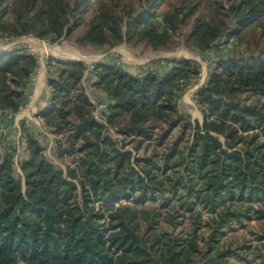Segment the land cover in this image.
I'll use <instances>...</instances> for the list:
<instances>
[{
	"label": "trees",
	"instance_id": "16d2710c",
	"mask_svg": "<svg viewBox=\"0 0 264 264\" xmlns=\"http://www.w3.org/2000/svg\"><path fill=\"white\" fill-rule=\"evenodd\" d=\"M263 17L264 0H0V37L175 50L191 21L181 43L203 52ZM167 61L133 74L108 60L87 74L84 61L54 60L39 113L56 159L35 124L18 165L0 135V264H264V42L212 62L194 95L203 122L181 109L200 62ZM38 66L20 48L0 52V111L28 101Z\"/></svg>",
	"mask_w": 264,
	"mask_h": 264
},
{
	"label": "rangeland",
	"instance_id": "374dc122",
	"mask_svg": "<svg viewBox=\"0 0 264 264\" xmlns=\"http://www.w3.org/2000/svg\"><path fill=\"white\" fill-rule=\"evenodd\" d=\"M167 1H169L170 3L171 2L175 3L177 0H167ZM203 6L204 5H202L201 7ZM84 28H85V24L81 23L75 30V35L81 34ZM191 28H192V22L190 21V23L187 24L185 27H183L181 31L176 33L177 39L180 40V46L175 50H155L150 45L143 42L123 43L109 50L83 48L78 46L73 40L66 38H61L56 42H50L47 40V42L51 46L46 45L40 47L43 51L46 50L49 51L50 49H52V52L54 54L53 57L54 60L84 61L85 63H87V65L88 62L98 59L104 53H108L106 56H103L101 59H99L97 63L108 60H112V61L120 60L122 62L123 67L133 74H140L142 70L148 68H155L159 71H162L164 69V65L169 64L167 61L168 58H172V57L194 58L198 60L201 64V77L197 83L193 82V84H190L188 90L185 92L181 100V109L190 115L192 122H195L196 120L202 122L203 114L194 100L196 89L202 86L203 84H205L207 77L210 73L212 62L217 60L220 56L228 55L229 53H231V50L235 49L237 46L239 48L246 47L248 51H252V50H256L257 48L263 45L264 17L263 19H261V21L252 24L246 29L242 41L240 40L238 41L236 36L231 35L228 38H226L220 45L203 52L190 50L181 43L182 42L181 40L183 38L182 31L187 33L191 30ZM230 40H232L234 43L233 48L229 46L228 42ZM14 42L18 46L24 44L23 42H21V40H14ZM71 52L77 53L79 54V56H77L76 58L71 57L72 56ZM152 60L155 61L153 63H150V61ZM47 154L51 158L56 159V155H54V149H52L51 151H47ZM59 162H61V160ZM60 165L62 166V164ZM18 171H20L19 168ZM238 228L239 227L237 226L236 230ZM236 230L229 228L227 229V232L229 234H233L236 232Z\"/></svg>",
	"mask_w": 264,
	"mask_h": 264
},
{
	"label": "built area",
	"instance_id": "2783aa9c",
	"mask_svg": "<svg viewBox=\"0 0 264 264\" xmlns=\"http://www.w3.org/2000/svg\"><path fill=\"white\" fill-rule=\"evenodd\" d=\"M158 19L160 21L163 20L161 16H158ZM14 40H21V42H23L24 44L18 46L15 44L16 41L14 42ZM228 43L231 48L234 47V43L232 40H230ZM42 44L51 46L47 42V39L37 38L31 34L24 35L23 37L20 36V37H15V38H9L5 36V37H0V52L17 47V48H20L25 54L38 56L39 66L37 67L36 73L32 78V84L34 85L38 83L39 81V75H40V70L42 66L45 67V69L48 72L54 69V66H53L54 54L52 52V49H50L49 51L48 50L43 51L40 47V45ZM107 54L108 53H104L98 59L88 62L87 74L88 72L94 71L96 69L97 61L101 59L103 56H106ZM114 63L117 65L122 64L120 60L114 61ZM94 91H95L94 86H91L88 88V94L90 95L92 102L96 106L95 116L99 120L105 121L104 117L102 116V112L106 110L107 102L99 98L97 95H95L93 93ZM33 100H34V94L32 92L28 94V101L24 105L20 106L17 112L10 111V110L0 111V117L2 118V120H0V135L2 138V143H6L9 141H13L15 143L16 165H18L19 157L23 154L22 137H23L24 127H28V126H31L32 124H35L41 129L43 136H44V143L47 145V151H51L55 144L56 136L54 133H52L51 131L47 130L44 127L43 116L39 112L33 111ZM10 151H13V149L11 148ZM55 161L58 162L59 164H62V166L65 168L64 163H61L57 160Z\"/></svg>",
	"mask_w": 264,
	"mask_h": 264
},
{
	"label": "crops",
	"instance_id": "0c3cea01",
	"mask_svg": "<svg viewBox=\"0 0 264 264\" xmlns=\"http://www.w3.org/2000/svg\"><path fill=\"white\" fill-rule=\"evenodd\" d=\"M32 92L34 94L33 111L39 112L50 107L52 93L48 87V71L43 66L40 70L39 81L33 85Z\"/></svg>",
	"mask_w": 264,
	"mask_h": 264
},
{
	"label": "bare ground",
	"instance_id": "6f19581e",
	"mask_svg": "<svg viewBox=\"0 0 264 264\" xmlns=\"http://www.w3.org/2000/svg\"><path fill=\"white\" fill-rule=\"evenodd\" d=\"M40 46L42 47V46H46V45H43V44H42V45H40ZM49 48H50V47H49ZM58 48H59V47H58ZM126 53H127V52H126ZM127 54H128V53H127ZM71 55H72L71 57H75V58H76L77 56H79V54L74 53V52H71ZM69 56H70V55H69ZM129 56H130V55H129ZM71 59H72V58H71Z\"/></svg>",
	"mask_w": 264,
	"mask_h": 264
},
{
	"label": "water",
	"instance_id": "95a60500",
	"mask_svg": "<svg viewBox=\"0 0 264 264\" xmlns=\"http://www.w3.org/2000/svg\"><path fill=\"white\" fill-rule=\"evenodd\" d=\"M203 122V121H202Z\"/></svg>",
	"mask_w": 264,
	"mask_h": 264
}]
</instances>
